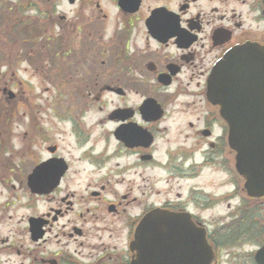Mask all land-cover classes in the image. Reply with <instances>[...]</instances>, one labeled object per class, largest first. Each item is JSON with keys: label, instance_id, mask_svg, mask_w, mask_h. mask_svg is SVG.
Wrapping results in <instances>:
<instances>
[{"label": "flooded vegetation", "instance_id": "1", "mask_svg": "<svg viewBox=\"0 0 264 264\" xmlns=\"http://www.w3.org/2000/svg\"><path fill=\"white\" fill-rule=\"evenodd\" d=\"M256 46L264 0H0V264L158 263L150 214L167 264H264V192L207 98Z\"/></svg>", "mask_w": 264, "mask_h": 264}, {"label": "water", "instance_id": "2", "mask_svg": "<svg viewBox=\"0 0 264 264\" xmlns=\"http://www.w3.org/2000/svg\"><path fill=\"white\" fill-rule=\"evenodd\" d=\"M263 53L257 46L230 52L213 70L207 93L208 101L220 107L228 125V143L236 151L237 169L245 187L257 194L264 192V74L259 66L264 62ZM249 62H255L254 72ZM154 215L147 216L138 227L133 245L144 260L159 254L158 263L144 264H167L165 249L159 248L157 236L150 232Z\"/></svg>", "mask_w": 264, "mask_h": 264}, {"label": "rangeland", "instance_id": "3", "mask_svg": "<svg viewBox=\"0 0 264 264\" xmlns=\"http://www.w3.org/2000/svg\"><path fill=\"white\" fill-rule=\"evenodd\" d=\"M2 106H3L2 103H0V117H1V115H4V112L2 111L3 110V107ZM19 116L20 117L22 116V109H20V111H19ZM22 201H23V199H22ZM18 212L19 213H23V211H21V210H19Z\"/></svg>", "mask_w": 264, "mask_h": 264}]
</instances>
